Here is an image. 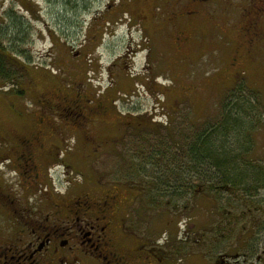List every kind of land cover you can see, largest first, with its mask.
Wrapping results in <instances>:
<instances>
[{
    "label": "rangeland",
    "instance_id": "obj_1",
    "mask_svg": "<svg viewBox=\"0 0 264 264\" xmlns=\"http://www.w3.org/2000/svg\"><path fill=\"white\" fill-rule=\"evenodd\" d=\"M214 1L206 12L214 10L217 27L205 24L207 36L199 47L191 41L179 50L161 37L153 26H158L156 21L146 25L139 21L137 15L147 13L138 12L133 0H0L1 26L9 24L11 38L18 27L24 32L22 44L10 45L17 55L4 63L9 79L0 78V128L14 132L27 124L20 119L26 110L36 114L34 100L40 91L48 96L77 92L95 101L114 98L124 124L155 118L154 128L125 136L110 154L101 151L93 158V170L86 172L101 183L122 182L128 179L125 161L137 166L131 161L139 159L133 149L141 150L139 156L146 160L156 148L174 151L195 127L215 126L225 110H234L241 124L228 136L232 153L264 166V17L259 18L260 35L251 36V44L245 29L254 20L251 16L255 18L264 7L261 0ZM10 6L13 11L6 15ZM165 10L159 2L157 15L166 16ZM4 14L7 17L2 18ZM19 48L24 50L21 55ZM239 106L244 109L238 110ZM68 120L77 123L72 115L62 114L54 124L60 129ZM126 129L136 133L131 126ZM103 133L105 128L98 126L94 139L102 140L98 135ZM64 144L77 154L79 170L86 171L80 158L92 153V145L82 149L78 134L74 140L66 138ZM95 145L104 147L102 141ZM151 165L142 161L138 164L141 171L144 166L141 174L130 175L129 180L135 179L133 187L142 189L137 202L145 198L157 205L142 212V223L158 218L160 231L169 216L176 218L168 231L174 262L178 254H186L182 264H215L228 254L223 264H264V184L250 193L241 186L227 192L185 171L188 184L180 183L179 175L159 176V172L154 173L155 179L147 177L149 184L137 182L146 180L144 171L149 173ZM202 173L208 180L212 177L205 170ZM167 178L175 183L166 182ZM157 180L167 193L156 190ZM58 182L54 179V184ZM155 191L161 198L158 201L151 199Z\"/></svg>",
    "mask_w": 264,
    "mask_h": 264
},
{
    "label": "flooded vegetation",
    "instance_id": "obj_2",
    "mask_svg": "<svg viewBox=\"0 0 264 264\" xmlns=\"http://www.w3.org/2000/svg\"><path fill=\"white\" fill-rule=\"evenodd\" d=\"M133 1L138 4V12L148 14L137 15L139 21L145 25L148 21H156L158 26H153L161 37L179 50L188 47L191 41L199 47L200 40L207 36L205 24L217 27L214 10L210 14L206 12V7L214 0ZM159 2L166 7V16L157 15ZM261 4L264 7V0ZM259 13L264 15V8L255 18L251 16L254 20L245 27L250 34L249 44L254 40L251 36L260 35L259 18L264 16ZM29 88H34L32 81ZM94 99L79 97L77 92L48 96L40 91L34 100L36 114L32 116L34 110H26L20 119L27 124L14 132L0 128V264L184 263L186 254H178L173 263L169 242L168 231L171 232L176 218L169 216L160 231L156 228L161 222L158 218L152 217L146 224L142 223V212L157 205L145 198L137 202L136 198L143 195L142 189L133 187L135 179L129 180L130 175L141 174L144 166L141 171L138 164L147 161L152 165L149 173L144 171L146 180L137 182L149 184L147 177L155 179L154 173L169 172L172 160L164 166V161H159L154 153L146 160L140 158L141 150L133 149L139 159L138 163L131 160L137 165L135 167L125 161L127 180L108 179L101 183L98 177L86 173L93 170V158L101 151L110 154L125 136L136 135L129 134L128 126L133 130L137 126L138 130L154 128L155 118L150 117L138 125L124 124L122 112L114 106V98L111 102ZM62 114L72 115L77 123L73 125L68 120L59 125V129L54 123L55 120L59 122ZM109 120L114 127L109 125ZM164 124L167 126V122ZM98 126L105 128V133L98 135L102 139L99 141L104 143L103 149L93 146L99 142L93 136ZM77 134L84 143L82 149L92 145V153L80 158L86 171L79 170L77 154L64 144L66 138L74 140ZM157 150L168 153L169 149L164 146L153 149ZM56 178L59 182L54 184ZM168 179L166 182H174ZM183 183L188 184V181Z\"/></svg>",
    "mask_w": 264,
    "mask_h": 264
},
{
    "label": "trees",
    "instance_id": "obj_3",
    "mask_svg": "<svg viewBox=\"0 0 264 264\" xmlns=\"http://www.w3.org/2000/svg\"><path fill=\"white\" fill-rule=\"evenodd\" d=\"M12 11V7L10 6L6 11V15L12 13ZM6 15L4 14L2 18ZM8 18L11 19V15H9ZM14 32L15 35L11 38L10 34L12 35V32H9V24L5 27H2L0 24V78L4 77L9 79L10 75L5 71L4 63L5 61L7 62L8 59H11L12 55H17V53H15L16 49L10 48L11 42L15 45L16 43H18V45L22 44L20 40L24 34L23 29L18 27ZM23 51V49L21 50L19 48V55H21ZM14 92L21 93L19 90ZM243 109L242 106L238 108V110ZM237 114L238 113L234 110H229L227 112L225 110V113H223L217 125L208 128L195 127V129L190 131L188 136H185L184 139L177 144L179 148L176 150H168V153L166 152L167 150L164 152H158L159 149L157 152L155 151L153 155H156L159 161L163 160L164 166L168 163L169 159L174 163L173 166H170L172 170L169 172L159 171V176H163V173L170 176L172 174L176 176L179 175L180 178H178V181L181 183L182 180L185 181V177L187 176L184 173L185 171L190 173L193 178L195 177L197 181H205V183H210L209 187H218V189H223L227 192L233 190L237 191L238 187L241 186L243 187V191L250 193V189L256 190L259 185L262 186V184H264V166L253 164V160L248 158H242L240 160L236 157L239 156L237 153H232V147L230 146L228 136L232 130L237 129L236 127L241 124V119ZM135 131L137 135L140 133L138 129H135ZM204 170L206 173L212 175L209 180L203 175L202 172ZM158 182L155 183L157 184L156 190H164L167 193L168 189L161 186L160 180ZM178 187L179 186L175 187V191H177L176 189H178ZM158 191H155V195H152L151 199L155 201L161 199L158 196ZM173 263L175 262L173 261Z\"/></svg>",
    "mask_w": 264,
    "mask_h": 264
},
{
    "label": "water",
    "instance_id": "obj_4",
    "mask_svg": "<svg viewBox=\"0 0 264 264\" xmlns=\"http://www.w3.org/2000/svg\"><path fill=\"white\" fill-rule=\"evenodd\" d=\"M224 257H226V256H221L220 258L221 259H217V261L215 262V264H223L224 262H225V258ZM226 259H227V257H226Z\"/></svg>",
    "mask_w": 264,
    "mask_h": 264
}]
</instances>
